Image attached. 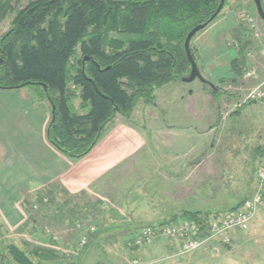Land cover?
I'll list each match as a JSON object with an SVG mask.
<instances>
[{
    "label": "rangeland",
    "instance_id": "374dc122",
    "mask_svg": "<svg viewBox=\"0 0 264 264\" xmlns=\"http://www.w3.org/2000/svg\"><path fill=\"white\" fill-rule=\"evenodd\" d=\"M28 1L30 0H22L19 6ZM226 8L237 17V25L231 30L241 25L244 31L235 40L230 36V30L226 44L228 53L218 60L219 66L215 62L210 64L212 67L216 66L215 75L220 79L215 81L206 77L203 62L194 50L197 40L204 42L213 33L211 26L215 20L197 32L190 42L198 70L212 83L214 91L199 79L189 83L182 82L181 79L172 80L154 90L152 102L138 100L129 117L116 114L102 133L105 137L113 126L128 122L138 127L143 137L142 146L129 159L119 160L111 169L106 170L100 181V187L104 190L101 194L105 195L102 198L108 201V197L117 196V204L122 203L139 214L136 220L142 219L140 223H147L152 219H159L155 224L175 221L186 218L178 216L183 212L198 211L202 217L210 220L214 216L212 213L228 212L244 196L248 200L256 192L257 169L264 164V103L241 102L245 98L244 89L250 87V83L243 82V74L236 81H231L233 74L230 72V61L237 57V50L242 44L248 46V51H256L259 45L264 46V24L257 16L251 0H229ZM11 16L0 21V37L10 29ZM248 16L258 20L259 40H253L249 36L246 24ZM234 41H237V48L231 46ZM220 53V49L215 51L218 58ZM222 62H229L227 77H224L227 68L224 64L221 65ZM71 89L76 90L74 87ZM34 91L33 86L0 89V100L4 104L3 108L0 107V115L4 111V122H0V129L7 133L6 147L9 143L18 145L22 148L20 156L35 165L39 164L38 158H48L46 149L36 141L37 131L30 130L36 129L37 122L34 117L28 118L18 123L17 127L15 121L18 122L20 111H13L19 98L32 97L47 104L51 116L48 102L35 98ZM238 103L240 106H237ZM73 104L79 114L84 113L78 108V98L73 99ZM48 125L49 121L46 131ZM18 130H26L32 134L29 136L26 132L17 137ZM120 140V137L112 136L102 148L110 147L115 150L114 147L119 145ZM13 152L11 150L12 154ZM200 162L202 165L192 171V183L185 187L190 188L192 194L181 191L174 198L167 195L175 190V179L184 177L183 165ZM117 173L119 174L116 175ZM52 189L51 185L44 186L39 192H52ZM36 193L30 195V204L36 201ZM263 194L261 201L264 203ZM51 196L54 198L53 202L49 203L46 198L45 206H33L30 213L22 208L26 217L14 231H9L4 226L0 216V237L4 240L3 247H0V257L6 252L3 248L13 244L23 246L26 250L33 246L53 248L60 264H128L132 259H138L142 264L140 255L136 253L140 248L133 249L132 244L128 243L132 242L131 235L136 232L107 227L111 222L117 221L114 216H109L107 201L89 199L84 195L69 197L59 187ZM64 201L66 203L61 206ZM259 210L264 211V208L259 207L257 211ZM170 215H175L176 218ZM90 227H94V232L89 231ZM98 232H102L101 237L92 242ZM83 236L87 243L80 246ZM210 242L223 244L213 240L205 245ZM2 263L5 264L3 261Z\"/></svg>",
    "mask_w": 264,
    "mask_h": 264
},
{
    "label": "trees",
    "instance_id": "16d2710c",
    "mask_svg": "<svg viewBox=\"0 0 264 264\" xmlns=\"http://www.w3.org/2000/svg\"><path fill=\"white\" fill-rule=\"evenodd\" d=\"M21 1L0 0V21L12 15L10 29L0 37V89L33 86L34 97L55 108L48 143L63 156L79 159L116 114L129 117L138 100L152 102L155 89L189 73L184 39L208 20L220 0H30L19 6ZM243 31L239 25L230 36L238 40ZM247 47L240 45L230 61L232 82L244 73ZM84 57L89 60L82 66ZM75 98L83 114L76 111ZM36 194L32 204L30 196L22 198L26 213L45 206L46 198L54 200L50 191ZM179 216L198 223L205 219L201 212ZM101 235L96 233L92 242ZM3 249L1 264H60L53 248L8 244Z\"/></svg>",
    "mask_w": 264,
    "mask_h": 264
},
{
    "label": "crops",
    "instance_id": "0c3cea01",
    "mask_svg": "<svg viewBox=\"0 0 264 264\" xmlns=\"http://www.w3.org/2000/svg\"><path fill=\"white\" fill-rule=\"evenodd\" d=\"M236 25L237 17L235 13L225 8L211 26L212 36L210 35L204 42L201 40L196 41L194 50L203 62V73L207 78H212L215 81L221 78H217L215 75L217 73L216 66L212 67L210 64L215 62L219 66L218 60L228 53L226 45L229 41L227 39L228 32ZM217 49L221 51L219 58L218 54H215ZM223 64L222 62L221 65ZM224 66L227 68V73L224 77H227L229 62L224 64ZM19 99L17 107L13 108V111H20L19 120L18 122L17 120L15 121L16 126L19 127L18 123L34 117L37 122L36 129L30 130H33V132L37 131L35 135H38V140L36 141H39L42 148L46 149L48 158L44 160L38 158L39 164L35 165L27 162L20 156L22 153L21 147L11 143L7 146L8 148L6 147L7 133L5 130L0 129V216L4 226L9 231H14L22 225L26 217L20 204L22 198L35 194L44 186H53V194L56 193L59 187L69 197L77 198L84 195V197L89 199L98 198L107 201L102 198L105 195L101 194L104 191L100 187L102 185L100 183L101 176L106 170L116 165L119 160L129 159V156L142 146L143 137L138 127L128 122L119 123L110 128L105 137L101 135L98 142L87 155L79 159H70L58 153L46 139V125L50 118L48 105L32 97ZM2 101L0 100V105H2L0 107L3 108L4 104ZM3 114L4 111L0 115L1 123L4 122ZM28 126L31 127L29 124ZM18 131L17 137L23 136L26 132L29 136L32 134L26 130ZM112 136L114 138L120 137L121 139L119 145L114 147L115 150L110 147L102 148L107 143L108 138ZM110 146L113 147V145ZM9 149L14 151L13 154ZM91 156L92 158H90ZM201 165V162L184 164V177L180 176L175 179L173 184H176L175 190L168 192L167 195L174 198L181 191L192 194L191 189L185 187L192 183V173ZM245 197L239 200L235 207L245 200ZM118 200L119 198L114 195L108 197L109 216H114L117 221L111 222L107 227H120L132 233L134 231L137 232L143 226L155 224L159 221V219H152V221L147 223H140L142 219L136 220V217L140 215L132 212L130 207L123 206L122 203L117 204ZM219 214L212 213L214 216ZM263 216L264 211L259 210L247 230L231 231L228 234L230 238L229 244L210 242L198 250L180 255L178 253L179 242L157 239L152 244L136 250V253L140 255L142 264H264ZM122 217L126 219H120Z\"/></svg>",
    "mask_w": 264,
    "mask_h": 264
},
{
    "label": "built area",
    "instance_id": "2783aa9c",
    "mask_svg": "<svg viewBox=\"0 0 264 264\" xmlns=\"http://www.w3.org/2000/svg\"><path fill=\"white\" fill-rule=\"evenodd\" d=\"M246 24L250 38L259 40L260 31L257 18L248 16ZM232 45L238 47L237 42H232ZM253 51L255 50L251 49L246 53L242 80L249 82L250 87L244 89L245 98L241 101L242 103L246 101L264 103V46L259 45L258 49ZM237 106L240 104L238 103ZM256 178L257 189L255 194L243 201L236 209L213 216L210 220L204 219L201 223L180 218L175 221L143 226L131 236L133 245L141 248L162 238L179 242L178 253L183 255L198 250L213 240L229 244L228 234L234 230H247L258 208H264V203L261 201L264 192V164L257 169ZM89 231L94 232V227H90ZM86 243L87 239L83 236L79 245L84 246ZM128 264L141 263L138 259H132Z\"/></svg>",
    "mask_w": 264,
    "mask_h": 264
},
{
    "label": "water",
    "instance_id": "95a60500",
    "mask_svg": "<svg viewBox=\"0 0 264 264\" xmlns=\"http://www.w3.org/2000/svg\"><path fill=\"white\" fill-rule=\"evenodd\" d=\"M226 0H220L219 1V4L216 8V10L214 11V13L208 18V20L202 24H199L195 27H193L186 35L185 39H184V43H183V47H184V51H185V54H186V57H187V60L189 62V65H190V70H189V73L181 78L182 82H186V83H189V82H192L193 80L195 79H199L201 82L209 85L211 88H213V85L212 83L208 82L203 76L202 74L199 72L198 70V67H197V64H196V61L194 60V57L191 53V49H190V42L192 40V38L194 37V35L199 32L200 30L204 29L209 23H211L215 17L221 12L223 6H224V3H225ZM252 3L254 4L255 6V10H256V14L257 16L259 17V19L262 21V23L264 24V10L262 8V5H261V1L260 0H251ZM89 58L88 57H84L82 59V66L84 65L85 61H88ZM97 68L99 69V67L97 66ZM106 70L108 69L105 68ZM21 87H24V84L21 86ZM44 90H46V87L44 86L43 87ZM116 110V109H115ZM54 111H55V108L54 106L52 105L51 106V120H50V124H52L54 122Z\"/></svg>",
    "mask_w": 264,
    "mask_h": 264
}]
</instances>
